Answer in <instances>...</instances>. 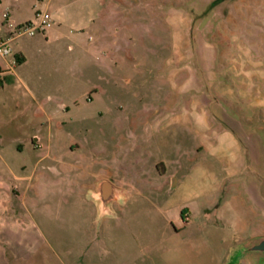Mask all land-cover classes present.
Masks as SVG:
<instances>
[{
    "label": "rangeland",
    "instance_id": "rangeland-1",
    "mask_svg": "<svg viewBox=\"0 0 264 264\" xmlns=\"http://www.w3.org/2000/svg\"><path fill=\"white\" fill-rule=\"evenodd\" d=\"M105 8L81 47L45 30L0 55V76H12L0 84V171L27 178L10 180L20 196L0 216V264H167L166 232L200 219L206 201L221 225L229 141L264 166V0ZM81 166L85 182L110 178L128 195L101 226L96 187L70 185Z\"/></svg>",
    "mask_w": 264,
    "mask_h": 264
},
{
    "label": "crops",
    "instance_id": "crops-1",
    "mask_svg": "<svg viewBox=\"0 0 264 264\" xmlns=\"http://www.w3.org/2000/svg\"><path fill=\"white\" fill-rule=\"evenodd\" d=\"M112 1L114 0H10L6 8L16 23L33 21L36 12L48 11L52 23L46 29V38H68L71 40L69 48L73 50L75 46L81 47L87 31L93 34V38H88L90 41L94 40V35L101 33L98 31L106 15L105 3ZM200 120L201 118L198 123L202 125ZM229 142L231 155L227 156L222 169L232 193L227 200L219 202L214 213L216 219L221 220V225H217L210 218L207 210L212 204L206 201L207 204L200 206V219L190 221L188 217L183 222V228L166 232V250L162 259L167 264H264V255H236L242 245L258 235H264V166H261L258 157L251 159V163L247 162L248 159L237 148L236 142ZM208 149L211 155H223L222 149L215 142L211 141ZM69 167L75 170L78 166ZM79 171V175L70 179L71 186H89L91 190L97 186L98 178L93 183L85 182L82 178L92 175L93 172L89 173L82 166ZM26 179V176L13 173L10 169L4 173L0 171L1 217L8 216L12 196H20L18 192L14 193L16 185L10 180L19 184ZM107 179L113 183L112 179ZM114 185L122 190V196L110 203V213L99 217L97 212L100 226L105 219L118 217L116 206L124 205L128 200L124 188ZM236 187L241 190H236ZM93 205L97 211L96 202ZM254 215L257 218L256 224L253 221Z\"/></svg>",
    "mask_w": 264,
    "mask_h": 264
},
{
    "label": "water",
    "instance_id": "water-1",
    "mask_svg": "<svg viewBox=\"0 0 264 264\" xmlns=\"http://www.w3.org/2000/svg\"><path fill=\"white\" fill-rule=\"evenodd\" d=\"M121 196L122 190L109 179L99 180L94 193L91 195L92 199L97 202L99 217L110 213V203ZM236 255H264V235H258L250 242L242 245Z\"/></svg>",
    "mask_w": 264,
    "mask_h": 264
},
{
    "label": "built area",
    "instance_id": "built-area-1",
    "mask_svg": "<svg viewBox=\"0 0 264 264\" xmlns=\"http://www.w3.org/2000/svg\"><path fill=\"white\" fill-rule=\"evenodd\" d=\"M3 17L4 23L9 28V32L0 38V55L3 57L11 52L9 43L15 37L25 34L34 35L38 31H45L52 23L51 14L46 10L36 12L34 20L30 22L16 23L7 11L3 12Z\"/></svg>",
    "mask_w": 264,
    "mask_h": 264
},
{
    "label": "trees",
    "instance_id": "trees-1",
    "mask_svg": "<svg viewBox=\"0 0 264 264\" xmlns=\"http://www.w3.org/2000/svg\"><path fill=\"white\" fill-rule=\"evenodd\" d=\"M16 59L17 61H21L23 57L16 56ZM3 81H12V76L11 75L0 76V84H2Z\"/></svg>",
    "mask_w": 264,
    "mask_h": 264
}]
</instances>
